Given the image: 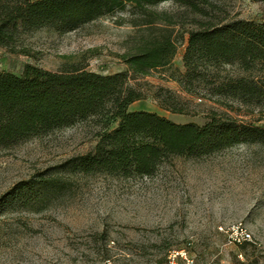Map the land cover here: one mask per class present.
Wrapping results in <instances>:
<instances>
[{
  "label": "rangeland",
  "instance_id": "1",
  "mask_svg": "<svg viewBox=\"0 0 264 264\" xmlns=\"http://www.w3.org/2000/svg\"><path fill=\"white\" fill-rule=\"evenodd\" d=\"M223 3L232 17L264 23L257 0ZM174 8L170 2L155 7ZM122 15L128 14L63 36L39 32L27 43L29 55L0 49V72L20 77L27 65L62 72L91 49L100 55L85 62L86 71L105 76L128 71L119 55L132 29L114 24ZM187 39L173 61L181 71ZM158 76L145 81L178 90ZM134 107L159 111L177 124L209 122L205 115L167 113L150 99ZM97 131L78 123L0 152V264H169L176 251L186 253L176 264H264V147L239 145L199 159L174 158L151 177L84 175L64 167L94 150ZM237 225L250 233L249 243L232 242L229 231Z\"/></svg>",
  "mask_w": 264,
  "mask_h": 264
},
{
  "label": "trees",
  "instance_id": "2",
  "mask_svg": "<svg viewBox=\"0 0 264 264\" xmlns=\"http://www.w3.org/2000/svg\"><path fill=\"white\" fill-rule=\"evenodd\" d=\"M257 1L264 16V0ZM165 2L175 8L155 9ZM124 12L114 24L132 29L119 55L128 71H86L85 62L100 55L91 49L62 72L32 65L20 77L0 72V152L90 123L98 129L94 150L64 167L130 179L151 177L174 158L264 147V125H258L264 123V23L232 17L223 0H0V49L29 55L27 43L39 32L63 36ZM186 36L181 71L173 61ZM156 75L178 90L145 81ZM149 99L167 113L205 115L209 122L177 124L157 113L130 111ZM204 101L216 107L205 108Z\"/></svg>",
  "mask_w": 264,
  "mask_h": 264
},
{
  "label": "built area",
  "instance_id": "3",
  "mask_svg": "<svg viewBox=\"0 0 264 264\" xmlns=\"http://www.w3.org/2000/svg\"><path fill=\"white\" fill-rule=\"evenodd\" d=\"M230 239L232 242L237 246H242L246 243H249L251 241V235L250 233L243 228L242 225H237L236 227H233L229 231ZM186 253L184 251L181 252H173L169 256V264H176V259L180 257L185 258Z\"/></svg>",
  "mask_w": 264,
  "mask_h": 264
},
{
  "label": "crops",
  "instance_id": "4",
  "mask_svg": "<svg viewBox=\"0 0 264 264\" xmlns=\"http://www.w3.org/2000/svg\"><path fill=\"white\" fill-rule=\"evenodd\" d=\"M132 107H133V110H132ZM130 110L131 111H141V110H138V109H136L135 107H134V104L130 107ZM147 112H152V113H157L158 115H160V116H163V117H165L163 114H161L159 111H147ZM167 118V117H166Z\"/></svg>",
  "mask_w": 264,
  "mask_h": 264
}]
</instances>
